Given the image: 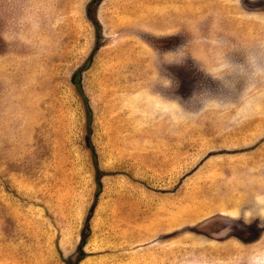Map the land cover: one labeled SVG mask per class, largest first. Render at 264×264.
Masks as SVG:
<instances>
[{"label": "rangeland", "instance_id": "1", "mask_svg": "<svg viewBox=\"0 0 264 264\" xmlns=\"http://www.w3.org/2000/svg\"><path fill=\"white\" fill-rule=\"evenodd\" d=\"M260 253L264 0H0V264Z\"/></svg>", "mask_w": 264, "mask_h": 264}, {"label": "flooded vegetation", "instance_id": "2", "mask_svg": "<svg viewBox=\"0 0 264 264\" xmlns=\"http://www.w3.org/2000/svg\"><path fill=\"white\" fill-rule=\"evenodd\" d=\"M233 233H234V237L235 238H237V239H242L243 240V242L245 241L246 243H248L247 241H250L249 239L246 241L245 239H246V237H248V238H250V235L252 234V233H248L247 231H246V228L245 227H243V231H238V230H234L233 231ZM233 237V236H232Z\"/></svg>", "mask_w": 264, "mask_h": 264}, {"label": "clouds", "instance_id": "3", "mask_svg": "<svg viewBox=\"0 0 264 264\" xmlns=\"http://www.w3.org/2000/svg\"><path fill=\"white\" fill-rule=\"evenodd\" d=\"M250 264H264V253H260L251 258Z\"/></svg>", "mask_w": 264, "mask_h": 264}, {"label": "trees", "instance_id": "4", "mask_svg": "<svg viewBox=\"0 0 264 264\" xmlns=\"http://www.w3.org/2000/svg\"><path fill=\"white\" fill-rule=\"evenodd\" d=\"M83 257H81V255L78 257V260L80 261V259H82Z\"/></svg>", "mask_w": 264, "mask_h": 264}]
</instances>
